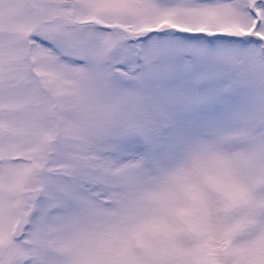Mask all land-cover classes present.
Listing matches in <instances>:
<instances>
[{
  "label": "snow or ice",
  "instance_id": "1",
  "mask_svg": "<svg viewBox=\"0 0 264 264\" xmlns=\"http://www.w3.org/2000/svg\"><path fill=\"white\" fill-rule=\"evenodd\" d=\"M0 264H264V0H0Z\"/></svg>",
  "mask_w": 264,
  "mask_h": 264
}]
</instances>
